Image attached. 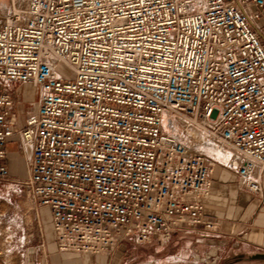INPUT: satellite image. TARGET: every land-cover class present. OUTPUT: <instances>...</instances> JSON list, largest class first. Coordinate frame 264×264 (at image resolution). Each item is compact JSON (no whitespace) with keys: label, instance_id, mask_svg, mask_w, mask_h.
I'll return each instance as SVG.
<instances>
[{"label":"built area","instance_id":"built-area-1","mask_svg":"<svg viewBox=\"0 0 264 264\" xmlns=\"http://www.w3.org/2000/svg\"><path fill=\"white\" fill-rule=\"evenodd\" d=\"M4 1L0 182L17 135L27 174L11 182L37 224L47 212L60 254L115 256L214 229L208 141L263 200L264 0ZM13 83L36 99L23 128Z\"/></svg>","mask_w":264,"mask_h":264},{"label":"rangeland","instance_id":"rangeland-1","mask_svg":"<svg viewBox=\"0 0 264 264\" xmlns=\"http://www.w3.org/2000/svg\"><path fill=\"white\" fill-rule=\"evenodd\" d=\"M9 5L8 1L0 3V7ZM260 27L261 40L264 45V25L261 24ZM11 87L12 91L20 89L21 92L30 93L24 96L20 103L16 100L13 106L21 112L24 109L26 111L24 116H27L36 104L34 92L19 83H13ZM23 121L20 118L19 126L23 124ZM206 144L204 148L207 153L215 152ZM26 174L25 165V173L20 179ZM11 181L12 179L0 182V264L28 263L27 255L29 257L32 255L33 258L39 255L44 261L43 255L36 246L40 243L41 231L46 241V252L49 257L47 245L53 242L49 216L45 210L41 211L40 224H37L36 215L25 200L26 196ZM121 253L126 264H264L261 260H248L252 252L246 253L241 243L227 244L222 239L193 233L174 236L170 242L165 244L152 242L147 245L134 246Z\"/></svg>","mask_w":264,"mask_h":264},{"label":"crops","instance_id":"crops-1","mask_svg":"<svg viewBox=\"0 0 264 264\" xmlns=\"http://www.w3.org/2000/svg\"><path fill=\"white\" fill-rule=\"evenodd\" d=\"M10 85L7 86L6 91L13 96L15 102L17 100L20 103L24 96L30 95L29 92H21L20 89L12 91ZM27 88L33 91L31 87L27 86ZM11 110L16 113L19 128L25 126L26 118L33 111L24 116L26 112L24 109L22 112L14 107ZM20 118L24 120L21 126H19ZM18 143L19 137L14 135L8 138L5 145L7 151L5 162L8 165L9 180L20 179L25 173V161ZM206 154L218 164L210 196L204 201L205 219L211 220L215 227L209 232H204L203 228L199 227L192 233L222 239L227 244L241 243L246 253L252 252L248 260L264 261V198L262 201L259 200L241 186L236 171L228 167L229 157L227 155L217 152H206ZM254 176H257V171H254ZM259 179L264 189V171L259 174ZM47 250L49 252L47 264H126L121 253L122 247L115 256H111L108 252L96 255L74 252L60 254L53 238V242L48 243ZM28 257L27 255L26 261L29 264L45 263L39 255L36 258L32 255L29 259Z\"/></svg>","mask_w":264,"mask_h":264},{"label":"bare ground","instance_id":"bare-ground-1","mask_svg":"<svg viewBox=\"0 0 264 264\" xmlns=\"http://www.w3.org/2000/svg\"><path fill=\"white\" fill-rule=\"evenodd\" d=\"M0 10L4 13V14H6L7 12H8V10H9V7H7V6H1L0 7ZM34 92V91H33ZM206 146H208V148H210V149H212L213 151H215V149H214V145H213V143L212 142H208L207 144H206Z\"/></svg>","mask_w":264,"mask_h":264}]
</instances>
